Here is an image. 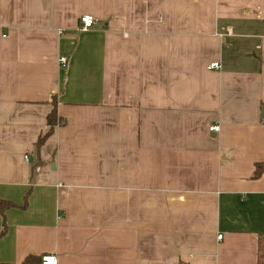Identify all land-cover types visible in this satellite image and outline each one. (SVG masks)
I'll return each instance as SVG.
<instances>
[{
  "label": "crops",
  "instance_id": "0c3cea01",
  "mask_svg": "<svg viewBox=\"0 0 264 264\" xmlns=\"http://www.w3.org/2000/svg\"><path fill=\"white\" fill-rule=\"evenodd\" d=\"M256 163L264 0H0V264H256Z\"/></svg>",
  "mask_w": 264,
  "mask_h": 264
},
{
  "label": "trees",
  "instance_id": "16d2710c",
  "mask_svg": "<svg viewBox=\"0 0 264 264\" xmlns=\"http://www.w3.org/2000/svg\"><path fill=\"white\" fill-rule=\"evenodd\" d=\"M55 104V101H53ZM49 129L48 131L39 137L37 140V148L45 141V139L53 132V128L57 121L61 120L57 117L55 105L47 117ZM264 172V165L262 163H256L252 177L257 178ZM8 207V203L4 200H0V213L4 214L5 209ZM2 232H0V235ZM20 264H40L39 256H27ZM256 264H264V234H260L257 238V259Z\"/></svg>",
  "mask_w": 264,
  "mask_h": 264
},
{
  "label": "built area",
  "instance_id": "2783aa9c",
  "mask_svg": "<svg viewBox=\"0 0 264 264\" xmlns=\"http://www.w3.org/2000/svg\"><path fill=\"white\" fill-rule=\"evenodd\" d=\"M94 21H95V18L91 14H82L80 16L79 29L83 30V31L88 30L89 28L92 27V25L94 24ZM59 61L61 63H64L66 61V59H65V57H61L59 59ZM208 67L209 68H218L219 63L217 61L210 62ZM211 129L213 131H218L219 126L218 125L212 126ZM24 158L26 159L27 155H25ZM220 237H221V235H218V238H220ZM56 263H57V259H56V256L53 254H45V255L41 256V258H40V264H56Z\"/></svg>",
  "mask_w": 264,
  "mask_h": 264
}]
</instances>
